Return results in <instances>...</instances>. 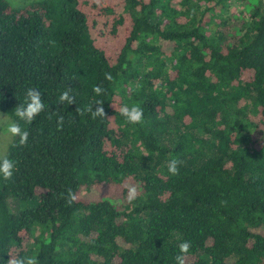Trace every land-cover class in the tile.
Segmentation results:
<instances>
[{
	"label": "trees",
	"instance_id": "trees-1",
	"mask_svg": "<svg viewBox=\"0 0 264 264\" xmlns=\"http://www.w3.org/2000/svg\"><path fill=\"white\" fill-rule=\"evenodd\" d=\"M28 88L45 110L0 153V264H176L182 241L186 264H264V0H0L7 119Z\"/></svg>",
	"mask_w": 264,
	"mask_h": 264
},
{
	"label": "clouds",
	"instance_id": "clouds-1",
	"mask_svg": "<svg viewBox=\"0 0 264 264\" xmlns=\"http://www.w3.org/2000/svg\"><path fill=\"white\" fill-rule=\"evenodd\" d=\"M106 79H111V74H105ZM70 89L65 90L59 96V102L61 104L72 105L76 103V98L74 95L70 94ZM103 88L97 85L94 88V92L97 95L103 93ZM95 110L92 107H89L87 111L91 113L92 118L97 117H107V113L102 101H97ZM45 110V102L43 99V93L37 88H28L26 91V98L22 104H19L15 108V115L18 120H5L3 123H0V131H6L7 134L11 137H18L19 145H25L28 141L29 132L23 129L19 121H26L31 123L35 118ZM77 111L82 115L84 110L77 108ZM121 115L126 118V120L131 124H139L143 121L144 113L143 109L137 105L132 107L124 106L121 109ZM63 117H59L58 122H62ZM179 164L180 161L172 159L168 162V171L172 175H177L179 173ZM16 168V163L14 160L9 158L7 155L0 154V177L4 180H10L13 177L14 171ZM138 195V190L135 186H130L128 188V198L129 201L134 200ZM76 200V194L72 189H68L67 192V201L72 203ZM191 242L182 241L179 243V254L175 257L176 264H186V256L190 252ZM10 259L6 260V264H37V260L32 256H11Z\"/></svg>",
	"mask_w": 264,
	"mask_h": 264
},
{
	"label": "rangeland",
	"instance_id": "rangeland-1",
	"mask_svg": "<svg viewBox=\"0 0 264 264\" xmlns=\"http://www.w3.org/2000/svg\"><path fill=\"white\" fill-rule=\"evenodd\" d=\"M8 1H10L12 5L15 7H21L32 0H8ZM240 3L237 2L236 4L237 11H243L244 9L242 3L241 4ZM5 120H9L7 119V115L0 111V123H3ZM11 139L12 137L9 136L6 131H0V153L3 151L6 152L10 141H12ZM10 203H11L12 208L15 209L16 203L13 200H11Z\"/></svg>",
	"mask_w": 264,
	"mask_h": 264
}]
</instances>
